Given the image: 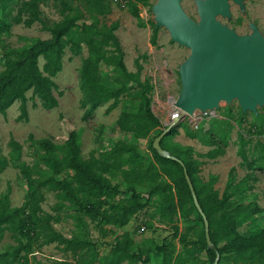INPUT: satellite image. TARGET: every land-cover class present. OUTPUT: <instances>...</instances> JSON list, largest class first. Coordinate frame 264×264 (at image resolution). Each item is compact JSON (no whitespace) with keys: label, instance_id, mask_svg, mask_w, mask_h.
I'll return each instance as SVG.
<instances>
[{"label":"trees","instance_id":"obj_1","mask_svg":"<svg viewBox=\"0 0 264 264\" xmlns=\"http://www.w3.org/2000/svg\"><path fill=\"white\" fill-rule=\"evenodd\" d=\"M18 1L19 14L24 17L25 26L38 24L43 32L48 33L49 38L36 39L18 48H6L3 69L0 71V116H4L14 103L19 102V119L26 120L29 92L30 99L39 100L43 109L56 107L57 100L53 96V89L56 88L54 78L62 71L63 56L65 50L69 49L75 55H83L79 81L84 121L99 106L111 101L108 108L111 111L123 98L129 97L138 103L137 109L135 112L120 113L116 120L118 130L135 139H147L155 131L153 140L163 132L165 128L151 110V93L154 88L150 80L139 79L140 66L136 73L128 72L125 67L124 53L114 34L118 28L117 23L110 26L100 24V18L111 13L112 0H82L83 11L77 6L79 0ZM150 1L156 0H128L126 8L128 7L133 17L139 18V5L151 6ZM41 6L54 9L60 20H49ZM85 15L89 16L91 22L78 25L77 22L85 20ZM156 32L153 30V43ZM40 59L44 62L41 69ZM104 68L111 69V77L103 75ZM107 77L111 80L109 84L106 83ZM130 82L136 86L134 92L126 87ZM261 117L258 111L255 118L259 120ZM243 118L244 114L239 110L240 124L244 121ZM227 125V130L224 127L216 130L218 139L224 144L231 126L229 123ZM248 133L260 137L264 133V127L251 125ZM173 134L174 131L171 130L160 142L169 158L153 149V140L148 146L150 155L141 154L132 143L119 141L107 151L97 157L92 155L89 159H83L81 155L80 134L77 131H71L62 144H54L49 139L36 141L35 144L42 150L40 159L43 168L26 165L21 167L20 176L25 189L23 203L13 207L8 193L0 195V237L9 232L16 241V246L10 251L0 254V264H27V255L39 243L38 240H41L39 245H61L73 257L80 259L76 263L66 261L60 264H149L148 252L137 248L131 232H124L115 239L105 254L99 256L95 243L88 240L84 229L76 236L56 231L51 222L57 219L41 208L44 200L42 189L56 194L60 200L57 208H64V202H67L81 224H84L82 219L86 217L103 238L108 236L111 228L122 229L138 213L149 205H154L155 211L143 222V228L156 229L158 227H155V221H158L165 227H170L173 238L178 239L181 247V253L175 258L171 247L163 244L156 248L155 254L162 256V264L193 263L197 260L196 255L202 251L207 255L208 264L214 263L216 255L232 256L237 264H264V227L248 235H243L238 230V224L245 215L256 216L263 210L253 203L243 205L235 200L239 186L234 183V169L228 174V183L221 196L212 189L204 191V185L196 177V160L192 157L194 150L179 144L168 147L164 143ZM237 144L241 167L264 170V142L260 139L253 141L238 132ZM11 145L15 149L19 148L15 142ZM221 153L223 149L216 145L205 154L195 155L213 160ZM184 169L208 223L210 246L206 240L203 218L194 206L186 183ZM66 171L73 174L63 176ZM138 189H145L147 197L144 198ZM123 192L130 193V196L124 203H119L116 196ZM192 214L202 224L201 230L195 235V241L190 240L188 232L181 234L177 225L180 219L191 221Z\"/></svg>","mask_w":264,"mask_h":264},{"label":"rangeland","instance_id":"obj_2","mask_svg":"<svg viewBox=\"0 0 264 264\" xmlns=\"http://www.w3.org/2000/svg\"><path fill=\"white\" fill-rule=\"evenodd\" d=\"M155 1H150L149 4ZM182 8L192 19L197 20L196 7L193 0H182ZM18 0H0V71L3 69L4 52L7 47L18 48L28 45L36 39H48L49 35L40 29L38 24L30 27L23 23V16L19 14ZM77 6L82 8V0ZM151 6L139 5L140 17H133L128 9H121L112 4V11L104 18H100L101 25L110 26L117 23L118 28L114 32L119 40L124 53V64L128 72L136 73L138 66L141 67L139 79H149L154 90L151 93V110L161 123L167 121L173 112L172 106L180 92V81L178 68L180 64L189 56V51L175 43H172L167 31L163 28L156 29L152 20ZM44 15L51 21H59L60 17L54 9L41 6ZM231 19L219 20L234 29L238 34L250 33L248 25L256 24L264 36V0H244V12L239 10L237 5L231 4ZM85 20L77 22L90 23L91 19L85 15ZM4 26V27H3ZM153 30H156L155 43L152 42ZM84 49V48H83ZM83 55H75L69 49L65 50L63 56L62 71L54 78L56 88L53 89V96L57 100V106L52 109H43L39 100L30 99L31 93L27 94L28 117L20 120V103H14L4 116H0V195L8 193L10 204L18 207L24 200V186L21 181L20 169L23 165L32 168H43L41 164L42 150L35 144L40 139H49L54 144H62L71 131L80 134V151L83 159L90 156L97 157L100 153L107 151L116 142L123 141L137 146L138 151L145 155L149 154L148 146L155 135L153 131L147 139H135L131 135L121 133L116 127V120L120 113L128 111L135 112L137 102L125 97L121 102L108 111L111 101L99 106L86 121L82 119L83 110L80 106L82 93L80 90L79 70L81 68ZM43 60H39V68H42ZM103 75L112 76L110 68L103 69ZM107 77L106 83L111 80ZM126 87L134 92V83H127ZM264 108V107H263ZM260 108L261 118L257 120L253 114L246 112L244 121L240 124L239 107L236 102L226 105L222 103L220 109L214 113V117H209L195 124H190L189 118H184L171 126L170 131L174 134L164 143L169 145L179 144L190 147L195 153L205 154L216 145L223 149L215 159L208 160L192 157L196 160L194 167L197 169L196 177L204 185V191H217L219 196L224 191L228 183V174L234 169V183L239 186L235 200L243 205L255 204L263 212L250 216L245 215L242 222L238 224V230L243 235L254 233L259 228L264 227V170L255 168L248 170L241 167V159L237 154V133L242 132L246 138L253 141L260 139L264 142V133L260 137L250 135L248 131L251 125L264 127V109ZM255 115V116H254ZM229 136L226 143H221L218 139L217 131L224 127ZM170 126V125H169ZM167 128V127H166ZM165 128V129H166ZM164 129V130H165ZM169 131V132H170ZM15 142L19 148L15 149L11 143ZM71 171H66L63 176H71ZM117 182L120 179L116 178ZM123 187L121 188V190ZM144 198L147 197L145 189H138ZM43 202L41 208L57 220L51 222L52 227L67 236H76L85 230L88 240L94 242L99 256L105 254L115 239L124 232L130 233L138 249L148 252L149 264H162V256H156V248L165 244L174 251L173 258L181 253L178 239L173 238V231L170 227H165L155 221V227L143 230V222L155 211L154 205H149L144 211L138 213L128 225L122 229H110L106 238L99 235L93 224L84 217V224H81L76 213L69 209L68 203L64 202V208H57L60 200L54 192L42 189ZM130 193H121L116 196V201L124 203ZM156 220V219H155ZM177 225L181 234L188 232L192 241L196 240V233L202 228L201 222L196 215L192 214L191 221L178 220ZM140 227V228H139ZM136 230V232L134 231ZM135 233H132V232ZM32 249L27 255V264H60L61 262H73L80 260L73 257L70 252L57 244L39 245ZM222 244V243H221ZM220 244V245H221ZM16 246V241L12 233L5 232L0 237V254L10 251ZM86 254L84 258H86ZM197 260L189 264H208L207 255L204 251L196 255ZM80 263V262H79ZM238 262L229 255L219 256L217 264H237ZM14 264H20L15 262ZM84 264V263H80ZM126 264V263H122ZM139 264V263H137Z\"/></svg>","mask_w":264,"mask_h":264},{"label":"water","instance_id":"obj_3","mask_svg":"<svg viewBox=\"0 0 264 264\" xmlns=\"http://www.w3.org/2000/svg\"><path fill=\"white\" fill-rule=\"evenodd\" d=\"M197 20L182 8V0H156L151 6L156 29L163 28L172 43L189 51L180 64V92L173 106L182 115L191 117L195 111L216 112L222 103L236 102L241 113H258L264 107V36L254 23L249 34L240 35L219 18L231 19V4L244 12V0H193ZM175 120L153 140L152 147L169 158L160 142ZM184 177L194 206L204 222L206 240L210 246L208 223L202 214L193 185L184 169ZM216 255L213 264L218 263Z\"/></svg>","mask_w":264,"mask_h":264},{"label":"built area","instance_id":"obj_4","mask_svg":"<svg viewBox=\"0 0 264 264\" xmlns=\"http://www.w3.org/2000/svg\"><path fill=\"white\" fill-rule=\"evenodd\" d=\"M128 0H112V4L117 6L118 8L125 9L126 8V3ZM173 112L169 115L168 119L166 122L162 123L163 127L166 128L169 125H171L175 120H183L184 118H189L190 124H195L203 121L204 119H207L209 117H214V113L212 111H206L204 113L200 111H195L194 114L189 117V116H183L182 112L177 110L174 106H172ZM144 230V228H143Z\"/></svg>","mask_w":264,"mask_h":264}]
</instances>
